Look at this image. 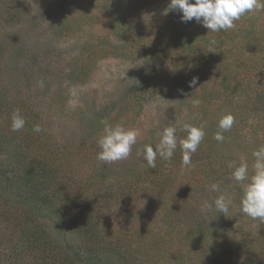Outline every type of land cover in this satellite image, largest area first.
<instances>
[{
    "label": "rangeland",
    "instance_id": "rangeland-1",
    "mask_svg": "<svg viewBox=\"0 0 264 264\" xmlns=\"http://www.w3.org/2000/svg\"><path fill=\"white\" fill-rule=\"evenodd\" d=\"M169 3L0 0V264H42L20 247L24 225L79 264H264V222L240 210L244 182L229 167L251 175L264 144V9L212 33L165 14ZM105 120L139 131L127 159H97ZM185 122L205 124L187 167ZM168 125L177 149L149 168L143 147ZM220 194L229 217L202 212Z\"/></svg>",
    "mask_w": 264,
    "mask_h": 264
},
{
    "label": "clouds",
    "instance_id": "clouds-1",
    "mask_svg": "<svg viewBox=\"0 0 264 264\" xmlns=\"http://www.w3.org/2000/svg\"><path fill=\"white\" fill-rule=\"evenodd\" d=\"M254 9H264V0H170L168 8L165 9V14L170 10H178L181 13L182 23L195 21L205 27L207 32L215 33L233 28L234 21L239 20L245 13ZM215 43L214 39L210 41L208 51L215 52L212 48ZM196 83V77L189 81L190 86H194ZM38 84L40 87L44 86L43 81H38ZM193 104L199 105L200 101L195 99ZM71 106L76 107L75 102H72ZM234 122L233 115L224 114L218 121V130L214 134V139L223 142L225 139L223 133L229 131ZM25 123V118L19 110H15L11 115V130L20 131L25 127ZM102 123L104 129L98 140L100 151L97 159L106 163L127 159L132 146L137 142L139 131L126 128L122 124L112 125L106 120ZM204 129V123L193 125L185 122L183 124L182 130L186 136L179 139V147L182 154V164L185 167L191 164V157L205 136ZM32 130L35 133H40L42 128L37 124L33 126ZM176 133V126L168 125L160 133V140L155 145V149L150 143L144 145L142 156L149 168L156 167L157 156L164 161L171 160L178 146ZM252 155L254 157L252 174L249 175L246 162L242 161L239 164L232 162L229 165L232 169L231 179L238 184L244 182L242 183L243 194L240 210L253 220L264 222V144L254 149ZM210 188L213 192L221 191L219 183H213ZM231 205V197L220 194L211 203L205 201L201 210L206 213L214 209L216 213H222L229 217L227 214Z\"/></svg>",
    "mask_w": 264,
    "mask_h": 264
},
{
    "label": "trees",
    "instance_id": "trees-1",
    "mask_svg": "<svg viewBox=\"0 0 264 264\" xmlns=\"http://www.w3.org/2000/svg\"><path fill=\"white\" fill-rule=\"evenodd\" d=\"M16 225L21 226V222L16 223ZM22 229V227H21ZM23 229L26 230L21 235L22 243L20 247L23 245V242H27L29 246L28 250H35V254L40 258L42 264H79L74 260L75 254L73 253L70 255L65 249L63 248H56L50 246L47 240L41 241L40 236L36 234V231H33L26 226H23ZM36 234V235H35ZM30 250V251H31Z\"/></svg>",
    "mask_w": 264,
    "mask_h": 264
}]
</instances>
